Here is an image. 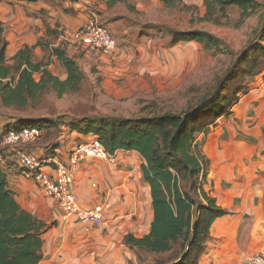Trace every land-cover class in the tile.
I'll use <instances>...</instances> for the list:
<instances>
[{"label": "trees", "instance_id": "16d2710c", "mask_svg": "<svg viewBox=\"0 0 264 264\" xmlns=\"http://www.w3.org/2000/svg\"><path fill=\"white\" fill-rule=\"evenodd\" d=\"M162 1L167 5L176 3V0ZM205 6L206 21L215 24L222 23V18L229 21L228 9L238 7L243 22L261 12L264 0H205ZM56 30L48 27L45 37L53 35L59 40ZM45 37L33 46L21 48L11 62L7 56L9 42L0 22V105L24 108L40 103L49 91L62 97L80 91L86 84L87 75L78 61L62 44ZM260 40L238 56L216 90L197 103L151 116H85L68 125L71 131L95 135L111 155L119 150L135 151L143 158V178L150 186L154 218L148 234L137 237L128 233L124 243L132 249L155 254L153 264H198L211 239L214 221L230 213L207 189L211 160L197 137L208 133L220 118L232 115L239 94L249 92L241 84L243 78L263 72L256 73L264 60V27ZM190 41L222 51L219 40L206 31L173 34L174 45ZM38 47L49 51L47 59H36ZM54 58L65 68V78L49 69ZM36 73L41 74L39 80ZM23 127L13 124L7 129ZM57 147L58 144L52 154ZM12 170L21 172L20 168L5 170L0 165V264H39L43 258V236L50 226L21 207L10 186Z\"/></svg>", "mask_w": 264, "mask_h": 264}, {"label": "rangeland", "instance_id": "374dc122", "mask_svg": "<svg viewBox=\"0 0 264 264\" xmlns=\"http://www.w3.org/2000/svg\"><path fill=\"white\" fill-rule=\"evenodd\" d=\"M3 1L0 0V3ZM102 1L82 2L83 6L77 8L74 0H56L71 17L84 18V15L89 22L96 19L109 27L118 44L115 58L107 57L109 62H105L100 52H87L81 45L74 44L72 33L80 29L86 20L75 30L58 27L59 42L53 35H44L47 41L62 44L68 54L78 61L87 75V82L80 91L69 92L62 97L49 91L40 103L24 108L0 105V136L13 124L41 126V137L27 151L31 149L30 152L45 157L52 154L57 144L62 151L72 153L87 139L70 130L68 125L73 120L85 116L133 118L170 109L181 110L216 90L236 58L246 49L259 44L264 27V7L243 22H240V9L229 8V21L222 18V23L215 24L203 19L205 0H176L174 5H167L162 0ZM41 18L46 24L45 13ZM196 30L215 35L222 51L206 49L198 41L172 43L175 31ZM41 50L37 52L36 59H47L49 51ZM9 61L12 62V59ZM51 65L49 69L55 75L65 77L61 62L53 61ZM263 74L256 75L259 83L253 82V76L243 78L241 84L249 91L258 85L263 86ZM35 77L39 80L41 74L36 73ZM247 94L240 93L237 104ZM204 134L198 135L199 143V137L204 138ZM13 157L17 158V155ZM118 157L121 160L120 169L133 170V174L143 160L134 151L119 152ZM144 219L132 216L125 221L123 236L134 232L143 234V227L148 224L145 216ZM155 258L153 253L132 249L123 243V264H153Z\"/></svg>", "mask_w": 264, "mask_h": 264}, {"label": "crops", "instance_id": "0c3cea01", "mask_svg": "<svg viewBox=\"0 0 264 264\" xmlns=\"http://www.w3.org/2000/svg\"><path fill=\"white\" fill-rule=\"evenodd\" d=\"M74 1L78 8L82 2L96 0ZM44 13L46 24L41 18ZM83 17H71L56 0H4L0 3V22L9 42L8 58L12 59L26 45L37 44L47 27L75 30L86 20ZM36 52H42L41 47ZM53 61L59 62L56 58ZM63 76L66 77V70ZM257 77L253 82L259 83ZM231 116L220 118L204 138L199 137V145L211 160L207 189L230 213L214 221L211 239L198 264H245L249 256L264 252V84L252 88ZM55 151L65 160L72 154L60 147ZM119 152L127 151L119 150L114 164L90 157L74 171V189L82 205L91 208L104 204L106 208V223L100 226L63 220L60 208L36 182L17 170L9 172L11 189L21 207L50 226L43 236V258L39 264H123L124 222L132 216L138 220L145 216L148 224L142 228L144 233L134 234L149 233L154 210L150 186L143 178L144 161L138 159L140 165L133 174V170L118 166Z\"/></svg>", "mask_w": 264, "mask_h": 264}, {"label": "built area", "instance_id": "2783aa9c", "mask_svg": "<svg viewBox=\"0 0 264 264\" xmlns=\"http://www.w3.org/2000/svg\"><path fill=\"white\" fill-rule=\"evenodd\" d=\"M74 44L81 45L87 52L97 51L101 56L114 59L118 44L109 27L96 19L72 33ZM42 130L37 126H25L21 129L4 130L0 136V165L5 170L20 168L25 177L35 180L45 195L54 200L62 211L65 221L79 222L84 225L100 226L106 223V208L97 204L85 208L80 196L74 189L75 169L82 161L90 157L109 163H116V155L107 152L97 138L84 142L76 148L69 158L61 159L58 153L45 157L27 151L30 144L37 141ZM19 151L21 157L19 158ZM13 155H17L15 159ZM245 264H264V252L256 253L245 259Z\"/></svg>", "mask_w": 264, "mask_h": 264}, {"label": "water", "instance_id": "95a60500", "mask_svg": "<svg viewBox=\"0 0 264 264\" xmlns=\"http://www.w3.org/2000/svg\"><path fill=\"white\" fill-rule=\"evenodd\" d=\"M262 71H264V60H262V61L260 62L259 66H258V68H257V70H256V73L258 74V73H260V72H262Z\"/></svg>", "mask_w": 264, "mask_h": 264}]
</instances>
